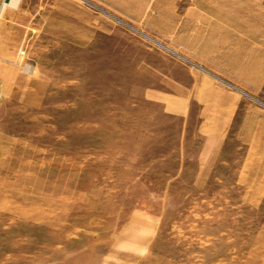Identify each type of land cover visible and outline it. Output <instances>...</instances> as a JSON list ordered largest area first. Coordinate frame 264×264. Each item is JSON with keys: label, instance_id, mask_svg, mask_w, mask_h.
Instances as JSON below:
<instances>
[{"label": "rangeland", "instance_id": "rangeland-1", "mask_svg": "<svg viewBox=\"0 0 264 264\" xmlns=\"http://www.w3.org/2000/svg\"><path fill=\"white\" fill-rule=\"evenodd\" d=\"M0 264H264V0H0Z\"/></svg>", "mask_w": 264, "mask_h": 264}, {"label": "crops", "instance_id": "crops-1", "mask_svg": "<svg viewBox=\"0 0 264 264\" xmlns=\"http://www.w3.org/2000/svg\"><path fill=\"white\" fill-rule=\"evenodd\" d=\"M221 44L225 45L224 42ZM226 45L228 46V52L226 53L227 57L230 60L231 58H236L237 43L230 45L227 41ZM221 52L220 62L213 57L210 59L203 57L201 59L200 54L196 53L194 56L196 63L193 61L191 63L197 68L202 69L203 74L207 76L213 78L223 74V76L228 77L225 78L226 81L237 84L239 82L237 78L230 77L225 74L223 66L225 58L222 46ZM190 90L192 100L194 99L196 102L198 101V103L202 106L199 132L201 134L211 135L215 139H220L221 137H219L218 134L223 133L227 129L226 126L232 120L234 112L237 108L236 91L224 89L215 82H211L201 76L196 77V81ZM237 90L239 91L238 88ZM173 111L180 114V112H177L175 109ZM220 118H222V122Z\"/></svg>", "mask_w": 264, "mask_h": 264}]
</instances>
